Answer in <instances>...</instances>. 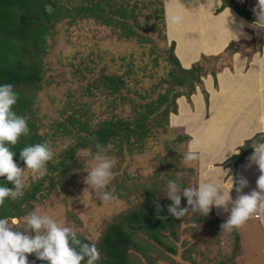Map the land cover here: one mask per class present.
Wrapping results in <instances>:
<instances>
[{"label":"rangeland","instance_id":"rangeland-1","mask_svg":"<svg viewBox=\"0 0 264 264\" xmlns=\"http://www.w3.org/2000/svg\"><path fill=\"white\" fill-rule=\"evenodd\" d=\"M61 1L68 3L67 0ZM113 1L114 6L124 7L127 15L124 20L131 29L130 38H126L116 25L120 14L115 13V25H104L80 16L77 23L57 26L54 36L47 41L42 85L34 93L29 118L34 120L37 133L46 136L54 152L53 163L60 162L76 142L78 128L72 126L71 117L82 121L89 129L96 128L113 116L133 119L136 116L134 108L145 107L161 95L171 97L177 94L182 95L185 107L193 110L191 97L198 86L188 97V85L179 89L170 84L173 70L168 59L171 43L165 38L161 21V0ZM228 64V61L215 65L211 62L209 70L216 71ZM103 76H118L125 80L126 89L118 94V98L125 97L127 101L115 110L109 106L113 99L111 94L106 89L92 86L94 80ZM199 88L203 93L202 87ZM203 98L205 100L204 94ZM177 103L181 105L176 100ZM173 114H169L168 126L158 120L160 127L153 126L152 137L141 152L131 154L123 150L119 154L118 147L106 148V154L115 161L113 178L106 190L111 191L116 199L104 202L84 183L87 171L93 165L94 154L80 150L71 159L75 165V177L63 182L64 190L50 188V180L58 182L56 174L47 171L40 176L31 169L25 171L24 190L41 183L31 211L51 215L97 246L110 223L145 203L147 191H160L168 199L165 185L170 178L178 179L182 186L190 187L191 183L193 186L197 160H184L189 135L180 128L178 120L182 115ZM58 124H64L67 131ZM176 172L181 175L176 177ZM119 193L122 198H118ZM164 201L167 205L172 203ZM25 209V215L17 218L20 223L14 225V230H25L26 223L22 218L31 212L27 207ZM170 217L174 221L176 237L167 236L170 235L168 243L175 248V253L151 243L154 250L152 248L147 256L154 264H264V233L259 222H244L222 229L221 223L212 220L210 212L204 216L190 210L184 218ZM137 238L138 241L142 239L140 233ZM141 260L138 264L149 262L146 257Z\"/></svg>","mask_w":264,"mask_h":264},{"label":"trees","instance_id":"trees-1","mask_svg":"<svg viewBox=\"0 0 264 264\" xmlns=\"http://www.w3.org/2000/svg\"><path fill=\"white\" fill-rule=\"evenodd\" d=\"M65 4L61 0H0V83H12L15 90L19 93V100L13 106V110L18 115L27 118L30 132L27 136H21L16 145L10 146L11 150L16 152L14 161L19 167H26L20 159V150L27 145L45 142L46 136L39 135L34 120L29 117L31 106L34 102V93L39 91L42 85V72L44 57L48 53L47 41L54 36L57 26L63 23H77L80 16H85L95 22L104 25H115L113 18L119 13V21L116 25L120 26L126 38H130L131 29L127 25V15L124 13V7L114 6L113 0H67ZM74 4V5H73ZM46 5L53 9L46 11ZM161 0V21L164 25V7ZM226 8H231L238 16L246 21L252 22L258 26L250 42H231L225 51L215 57L202 56L200 61L194 64L190 69H183L174 54V43L171 44L169 53V63L173 65L170 73V84L176 88H183L188 85L189 95L195 92V88L202 87V79L212 76L215 86H217V73L225 67H230L231 57L235 53L241 55H253L262 53L264 46V18L258 20V12H252L247 9V4L243 0H221V5L216 13H220ZM165 26V25H164ZM163 26V27H164ZM228 61V66H220L216 71H210L209 68L216 63ZM92 86L95 89L103 88L113 97L110 102V108L116 109L127 101L125 97L118 98V94L126 89L125 80L118 76H103L94 80ZM172 91V90H171ZM206 105H208V95L203 90ZM182 95H161L157 101H152L145 107L134 108L136 116L133 119L125 117H110L102 121L96 128L89 129L85 123L75 117L69 121L72 126L78 128L76 132V142L64 154L60 162L47 164V171L56 174L58 180L54 183L50 180V188L58 187L64 190L65 180H73L75 177V166L71 159L76 151L89 150L95 154V144L100 142L105 145L118 147L119 154L123 150L132 152H141L147 146L148 140L152 137L153 126L160 127L163 121L164 126H168L170 113H177L176 100ZM119 101V102H118ZM118 102V104H117ZM58 127L67 131L64 124H58ZM261 137V138H260ZM188 140V137H185ZM254 142H264V133H258L251 139L246 140L239 149L238 155H233L223 163L225 168H231V175L236 177V171L239 165L253 154L254 149L251 144ZM107 150V149H106ZM196 174V167H194ZM190 187L198 186L197 175H195ZM0 182L7 183L6 178L0 177ZM12 188L14 185L7 184ZM41 190V183L30 186L24 190L21 198L12 201L6 200L5 206L0 207V216L19 218L25 215L26 207L29 211L33 209V203ZM119 193L118 198H122ZM160 191L149 190L144 195L145 203L138 206V209L130 210L118 216L113 223H110L97 244L100 252V260L97 264H138L143 257L149 261L148 264H154V261L147 256L154 250L151 243L164 248L167 252L175 253V248L169 245L167 234L176 237L174 230V221L167 211L168 205ZM181 206L185 207L186 199H182ZM159 205V208H158ZM212 220L221 224L226 221L219 220L213 212L210 211ZM167 217L166 220L160 217ZM140 233L142 241L140 244L137 234ZM78 237L89 244H93L87 238L78 235ZM145 241V243H143ZM29 264H46L44 261L36 259L35 255H29Z\"/></svg>","mask_w":264,"mask_h":264},{"label":"crops","instance_id":"crops-1","mask_svg":"<svg viewBox=\"0 0 264 264\" xmlns=\"http://www.w3.org/2000/svg\"><path fill=\"white\" fill-rule=\"evenodd\" d=\"M243 1L249 11H260L259 0ZM163 3L165 38L168 43H174V54L183 69H190L202 56L221 55L231 42H250L258 29L256 24L238 16L231 8L217 14L221 0H163ZM261 3L264 4V0ZM174 13L183 16L182 24L168 23ZM233 33H240L237 39ZM202 83L209 104L206 107L199 87L191 97L193 110L185 107L182 97L178 98L181 105L177 103V115H182L178 122L189 135L187 151L192 147L190 141H199V159L195 164L197 183L204 177L213 178L225 195L230 191L235 200L237 185L232 188L231 177L222 171V168H228L220 164L224 163L226 155L228 159L232 157L229 152L237 151L246 140L264 133V46L260 54L235 53L230 67L217 73V86L210 75L203 78ZM262 174L258 165L247 159L238 166L236 177L231 176L234 181L241 176L246 178L248 185L243 192L250 193L260 191L258 179ZM261 188L264 189V185ZM228 207L230 209L232 205ZM213 212L221 221H227L230 216V212L222 208L213 207ZM253 221L259 222L264 233V201L246 222Z\"/></svg>","mask_w":264,"mask_h":264},{"label":"clouds","instance_id":"clouds-1","mask_svg":"<svg viewBox=\"0 0 264 264\" xmlns=\"http://www.w3.org/2000/svg\"><path fill=\"white\" fill-rule=\"evenodd\" d=\"M259 8L258 20L264 18V4L261 0ZM52 10L50 5H46V11ZM182 22L183 16L179 13H174L168 18L170 25L178 26ZM239 34H234L236 39ZM18 100L19 93L12 83H0V177L6 178L7 181L0 182V207L5 206L6 200L15 201L23 196L24 174L27 169L43 176L47 173L48 162L54 158L50 144L45 141L27 145L20 150V159L25 168L22 169L14 161L16 152L12 151L10 146L16 145L21 136H27L30 132L27 118L13 110ZM190 144L192 147L185 153L184 160L199 159V141L192 140ZM251 147L254 152L249 161L258 165L261 173H264V142H254ZM95 148L93 165L87 171L84 183L95 190L102 201L110 202L116 199L111 191L106 190L113 178L115 161L106 154L104 144L97 142ZM239 149L240 147L237 151L229 153L238 155ZM227 159L226 155L225 161ZM222 171L231 177L232 188L234 184L237 185L238 195L235 200L230 196V191L226 196L220 184L213 178H202L194 188L182 186L178 179L170 178L165 185L166 197L172 201L167 211L173 217L181 219L188 215L190 210L191 213L198 212L206 216L213 207H217L230 212L228 220L221 226L222 229L242 225L250 218L258 204L264 201V189L261 188V185H264V174L258 179L260 191L244 193L243 189L248 185L247 179L241 176L234 181L231 168H222ZM175 175L179 177L181 173L176 172ZM8 183L14 187H8ZM182 199H186L187 206L181 207ZM229 204L232 205L230 209ZM160 218L167 219L166 216ZM22 219L26 228L20 231L14 230V225L20 223L19 219L0 216V264H29L28 257L32 254L46 264H97L100 260V252L94 243L83 242L73 227L66 226L51 215L34 210Z\"/></svg>","mask_w":264,"mask_h":264}]
</instances>
